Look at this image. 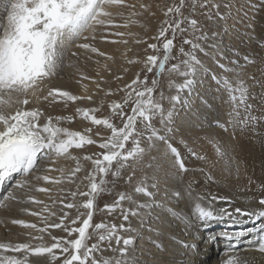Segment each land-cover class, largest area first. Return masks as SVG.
Returning <instances> with one entry per match:
<instances>
[{
  "label": "bare ground",
  "instance_id": "obj_1",
  "mask_svg": "<svg viewBox=\"0 0 264 264\" xmlns=\"http://www.w3.org/2000/svg\"><path fill=\"white\" fill-rule=\"evenodd\" d=\"M5 1H0V15L5 9ZM217 2L220 4L219 11L223 19L216 18L213 10V19L209 20L204 15L209 11L207 8L198 9L193 16L199 21L205 38L198 41L202 50L194 53L200 65L192 77L194 83L191 88L179 93V102H171L169 97L177 95V92L170 81L180 84L183 83L184 77L168 72L161 81L164 98L160 100L159 97L158 101L168 117L158 128V134L165 137V140L151 139L152 145L147 150L144 147V139L139 138L143 154L138 159L127 162L126 166L119 170L118 176H113L109 172L104 177L106 181L104 188L109 192L106 197L109 202H105V205H113L121 193L130 195L132 200L123 201L111 211L104 210L105 207L96 202L92 224L101 222L109 226L115 224L119 237L131 239L123 257L128 264H181L180 262L226 264L229 258H246L252 264H264V254L257 250L264 242L262 231L264 217L259 215L264 212V205L259 203V200L264 198V126H254L253 129L247 127L248 132L244 131L246 134L237 132L240 137L238 136L236 142H232L230 140L232 135H228L218 124L225 125L229 132L230 129L241 132L243 129L237 125L233 129L234 123L230 119L227 120L223 112H226L225 99L228 97L224 95L223 85L213 79V76L220 80L226 77L234 86L240 85L241 82L249 85L251 81L256 85V78L251 80L252 76H255L256 67L250 65L253 63L251 61L253 56L248 54H253V47L256 45L252 36H257L256 38L260 40L262 34L260 31L253 32L251 28H256L257 24L264 22V0H217ZM126 3L135 7L110 9L114 13L115 23L123 24L119 27L100 26L95 33L96 38L91 42L93 47L105 53L104 56L90 51H78L74 56H68L66 53L55 74L40 85L42 90L38 91L37 95L41 99L37 100L35 96L29 94V104L16 105L12 110L14 111L15 107L32 110L36 108L32 101H42L41 107L36 105L44 113L39 121L41 124L48 116L72 117L71 121L67 119L60 121L59 126L81 133L91 128L92 131L85 134L90 135L98 143L102 142V137L110 135V131L102 125L100 129L103 131L97 130L90 121L76 115V109L96 108L99 109L96 112L98 118L106 116L115 119L109 105L113 101L121 100V91L129 79H134L141 69H145L144 61L151 51L148 44L154 43L157 27L161 25L165 12L162 0H126ZM141 4L150 7L145 10L140 7ZM118 11H122L123 15H115ZM117 32L124 35H115ZM187 34L194 38L191 32ZM138 40L141 42L137 43ZM129 60L136 62L128 63ZM253 60L258 62V58ZM181 70H185L183 66ZM246 86L243 87L247 88ZM51 89L68 91L85 99L75 102L53 100L52 97L48 100L42 99ZM98 131L100 135H96ZM248 134H252L253 137L258 135L254 137L257 143L248 141L250 137ZM168 144L178 150L188 169L187 172L180 171L175 165V157L168 150ZM214 145H221L223 148L225 156L220 160L213 151ZM87 146H90L87 150L69 149L71 156L80 158L82 169L71 178L69 173L76 167V161L69 156H56L47 150L38 154L36 167L29 173L19 172L0 177V243L31 242L35 245L40 241L31 238L43 235V242L50 245L53 242L52 236L67 237V233L59 228H48L46 232L40 233L36 229L23 227L12 221L23 220L27 224H35L39 229L59 223V218L67 212L68 219H65V225L71 227L70 219L75 218L77 210L67 209L64 204L73 202L72 192L88 190V182L84 180V176L93 167L91 161L84 160L83 157L95 158L94 154L102 151L97 144L84 147ZM189 149L197 154H204L205 162L193 158ZM130 163L131 175L127 172ZM209 175L212 177L211 180L208 179ZM44 176H48L49 181H45ZM129 177L132 178L131 182ZM57 179L60 183L52 182ZM25 181L24 187L17 186L18 182ZM141 181L146 183L152 193L151 197L134 192V188ZM40 188L49 191H38ZM176 193L180 195L177 196ZM212 196L217 199L212 200ZM30 198L40 203H34ZM84 199L86 198L77 195L75 202L79 203ZM197 203L216 211L226 209L232 215L201 224L193 215ZM129 208L137 214H129L128 219L124 220V211ZM237 208L245 214L237 213L235 211ZM120 225H124V228L121 229ZM216 231L223 234L217 246L221 250L220 257L208 261L202 257H194L196 253L193 250H197L200 245L203 246L202 249H208L201 237L219 235ZM93 243H97L95 235L88 241L89 245ZM123 247L122 240L120 244H117L115 239L105 241L101 244L102 251L95 253V256L98 260H114L120 257L116 249ZM55 251L57 260L52 261L50 257H44L39 260V264H62L66 254L62 255L59 250ZM206 252L207 250L204 254ZM0 255L19 257L22 253L8 252ZM29 262L37 264V258L29 257Z\"/></svg>",
  "mask_w": 264,
  "mask_h": 264
},
{
  "label": "snow or ice",
  "instance_id": "obj_2",
  "mask_svg": "<svg viewBox=\"0 0 264 264\" xmlns=\"http://www.w3.org/2000/svg\"><path fill=\"white\" fill-rule=\"evenodd\" d=\"M134 5H129L126 0H6L5 2V16L0 19V177L8 176L12 173L23 172L25 174L32 171L37 164L38 154L44 150L49 153H54L56 156H69L76 161V167L69 173V178L75 176L82 169L80 166V158L71 156L69 149L83 148L85 145L97 144L102 150L93 156H85L84 160L91 161L92 170L84 176V180L88 182L87 191L72 192L73 202L64 204L67 209L75 208L77 215L70 219L71 227L65 225V219H68V213L65 212L60 218L59 223L46 225L44 228H37L35 224H27L23 220H13L12 223L22 225L26 228L36 229L40 233H44L48 228H59L67 233V237L52 236V243L46 244L43 242V235L33 236L32 240H38L40 243L33 245L28 243H0V253H22V256H8L0 255V264H30L29 257H36L37 264L39 260L44 257H50L52 261L58 259L55 250H59L64 255L62 264H128L123 259L127 252V245L131 243V239H123L117 235V225H106L103 222L99 224H92V219L95 210V197L100 192L104 191L106 181L105 176L111 172L113 176L119 175V170L126 166L129 160L138 159L143 154V149L140 147V139L144 132L150 133L147 139L151 140L157 138L165 140V137L160 136L156 129L152 127L153 117L157 114L161 116L164 109L159 101H157L153 93L157 81L152 80V87L148 86L147 77L144 80L140 79L139 73L132 82L125 86L126 89H131L123 99V102L113 101L109 108L112 116L121 120L122 126L113 123L109 117L98 118L96 108H77L76 115L84 120H88L93 125H102L110 131V135L102 137V142H97L90 135L91 128L85 130V133L70 131L67 128L59 126L60 121L67 119L72 120V117H51L48 116L46 121L41 124L40 118L44 113L35 108L32 110H24L20 107H13L16 105L29 104L28 96L31 94L37 100L41 99L37 95L41 91L40 85L49 77L55 74L56 69L62 63L65 54L70 46L82 37L86 31L91 30L95 33L96 26H112L119 27L114 20V13L110 10L113 8L124 9L133 8ZM141 8L147 10L150 6L141 4ZM188 9V15L184 14L183 9ZM209 9L204 15L209 20L213 19V10H215V17L223 19L219 9L220 4L217 0H179L178 4H173L167 7L164 15L167 17L172 15L171 20H165L164 25L159 30L158 36L155 39H163V57L159 55H149L144 61V66L148 72H152L154 68L159 72L165 70V66L171 57V49L174 47V40L177 32L185 34L191 32L194 38H185L183 42L191 46V51L185 52L183 48L180 49L181 55L187 59L181 61V64H172L168 71L176 73L184 77L183 83L175 84L170 81V84L175 87L177 95L170 96L171 102L180 101V92L190 89L194 80L197 66L200 61L194 55L195 51L202 50L200 39L203 36V29L197 19L193 18L198 9ZM139 13H133L138 15ZM115 15H123L122 11H118ZM186 25V26H185ZM171 32V38L167 35ZM200 33V35H197ZM115 35L122 36L123 33H115ZM95 39V36L92 37ZM115 43L116 41H112ZM127 43V41H123ZM140 43L141 41H136ZM76 47L90 50L92 53H97L104 56L105 53L99 51L96 47L88 43L76 44ZM148 48L157 51L156 43L148 44ZM75 55V53H73ZM112 59V57H108ZM247 59V58H246ZM136 61L129 60L128 63ZM181 66L185 70H181ZM221 67H223L221 65ZM118 79L120 77H117ZM218 84L230 92V100L236 104H243L245 109H250L251 104L247 103L249 93L243 87L242 82L239 86H234L232 81L226 77L223 80L213 76ZM137 85H143L142 90H138ZM238 93V95H237ZM110 94V93H109ZM133 95L136 99L131 108V114L123 110V105L132 100ZM52 97L53 100H64L75 102L85 97L73 95L68 91L60 89H51L47 95L42 99L48 100ZM163 93L160 94V100H163ZM91 99V97H87ZM264 99V98H262ZM171 113L169 112V117ZM255 117H246V121H254ZM246 121H241L245 123ZM138 124H143L144 132L140 131ZM219 127L227 131V127L218 124ZM96 135H100L96 133ZM132 142L133 147L127 149L126 145ZM216 153L223 158L225 153L218 145H214ZM168 150L175 157V165L178 166L182 172H187L185 163L180 156L178 150L171 144H168ZM191 155L197 159L204 160V156L189 149ZM116 165L113 171V165ZM63 172V169H61ZM99 177V179H97ZM40 179V177H37ZM45 181H49L48 176H44ZM129 177V182H131ZM208 179L212 177L209 175ZM53 183H60V180H53ZM24 183L18 182V187H24ZM41 192H47L49 189H37ZM134 192L151 197L152 193L144 181H141L135 188ZM79 195L85 197L83 201L75 202V197ZM179 196V193H176ZM189 195H191L189 186ZM14 198V197H12ZM34 203H40L34 198H30ZM198 199H200L198 197ZM212 200L217 197L212 196ZM125 200H132L128 194L121 193L118 200L113 205H105L104 210L111 211L117 205ZM134 202V201H133ZM63 203V201H61ZM261 205H264V198L259 200ZM144 205H137L143 207ZM83 209L81 212L80 210ZM242 215L241 209L235 210ZM38 215V213H32ZM129 214L136 215L137 213L131 208L124 211V220L128 219ZM53 215H55L53 213ZM193 215L201 222L223 218L224 216H231L226 209H219L216 211L211 207L205 208L197 203L194 206ZM264 217V212L259 214ZM121 229L124 225L119 226ZM89 229L93 231L90 232ZM264 231V229H262ZM96 236L97 243L91 245L88 241ZM116 240L120 244L121 240L124 247L118 248L120 257L114 260L105 259L98 260L95 253L102 251L101 244L105 241ZM260 253L264 254V242H262L258 249ZM226 264H252L251 261L239 258H229Z\"/></svg>",
  "mask_w": 264,
  "mask_h": 264
},
{
  "label": "rangeland",
  "instance_id": "obj_3",
  "mask_svg": "<svg viewBox=\"0 0 264 264\" xmlns=\"http://www.w3.org/2000/svg\"><path fill=\"white\" fill-rule=\"evenodd\" d=\"M0 1L3 2L5 0H0ZM257 1H260V0H257ZM162 2H163L164 10L166 11L167 7H169V6L173 5V4H178L179 3V0H162ZM182 11H184V14L185 15H188V9L187 8L183 9ZM4 16H5V9L1 13L0 19H3ZM172 18H173L172 15H169L167 17L164 15L163 20L160 23L161 25H159L157 27V31H156L155 37L158 36V33H159L160 28L162 26H166V25L163 24V22L165 20H171ZM122 24L123 23H121L119 25H122ZM96 28L97 29H96V32L95 33L98 32L97 30H99L100 26H98V27L96 26ZM251 29H252L253 32L254 31L255 32L256 31H258V32L260 31L262 33L260 35V40L261 41L259 40V38H256L257 36H252L253 41H255V44L256 45L253 47V54H248V56H253L252 59H251V61L254 64L252 63L250 65H253L254 68L256 67L255 68V73H254L255 76H252V79H251V80H255V78H256V85L255 84H252V81L251 80H250L251 82L249 83V85H247L246 82L244 84L242 83L243 86H246L247 85L249 87L248 88L246 86L247 87L246 89H247V91L249 93V97L247 98V103L248 104H251L252 107L250 109H247L246 110L243 104H239L238 105L235 102L233 103V101H231L230 98H229L230 97V92L228 90H226L225 88H223L224 89L223 91L225 93L224 94L225 97H228V98L225 99V100H227L226 101V103H227L226 108L227 109H226V112L224 111L223 113H225V116H227V120L230 119V121L232 123H234V128L233 129H235L236 125H237V127H240L241 129H243L242 132L241 131H237V129H235V131L232 130V129H230V132L229 131H225V132L228 133V135H230V134L232 135V136L230 135L232 137V138L230 137V140H232V142H236L238 140V138L240 137L239 134H246L245 132H248L249 129H253V128L257 127V126H264V99H262V98H264V64H263L264 63V34H263L264 33L263 32V30H264V22H261V24H257L256 28L253 27ZM92 33L93 32H91V30L89 32L86 31L83 35H84V37H88V39H84L82 37L81 39L77 40L75 42V44H73L72 46H70L68 48V50H67L68 51L67 52L68 54L67 55L68 56H70V55L74 56L73 53H75V55H76L78 51L89 52L90 50L76 47V44L88 43V44L92 45L91 42H92V40H94L92 37H93V35L95 36V33H93V34ZM254 34L256 35V33H254ZM167 35L169 36V38H171V32H169ZM185 38H190L187 33H185V34L182 35L179 32H177L176 38L174 40V47L171 49V53H170L171 57H173V58L168 61V63L165 66V70L163 72H159L158 69H156V68H154L152 72H148L146 70V68L145 69L144 68L141 69L140 72H139V75H140V79L141 80H144V78L147 77V82H148V86L149 87H152V83L151 82H152L153 79H155L157 81V84L155 86V91L153 93V96H154V98L157 101L159 100L160 94L162 93L161 92V83H162L161 81H163V78H164L165 74H167L169 72L168 69H170V67H171L172 64H181V61L187 59V57L181 55L180 49L183 48L185 52L191 51V46L188 45V44H185L183 42V40ZM154 43L157 44L158 50L157 51H154V50L151 49V51L147 54V56H149V55H159V56L163 57V54H164L163 53V47H162L163 39L162 38L160 40L155 39L154 40ZM255 49H256V51H255ZM255 58H258V62L253 60ZM259 67H260V69H259ZM134 79H129V82H127L126 84L127 85L130 84L132 82V80H134ZM236 86H239V85H236ZM135 87H137L138 90H142L143 85H137ZM250 87H251V89H250ZM252 88H253V90H252ZM128 91H131V89L124 88L121 91V94L122 95L121 94L120 95L122 96V98H121V100H118L119 102H123V99L127 95V92ZM227 92L229 93L228 95H227ZM135 99H136V97H135V95H133L132 100H130L129 103L123 105V110L126 113L131 114V108L133 106V102L135 101ZM32 100H34V99H31V101ZM32 102L34 103V107H36V108L38 106L41 107L42 101L38 102L37 100H34ZM36 105H38V106H36ZM234 109H235V111H234ZM231 110H233V111L231 112ZM243 111H245V112H243ZM165 112L166 111L164 109V113H163L162 116L160 114H157L156 116L153 117L152 127L156 129L157 133H158V128L160 127V125L162 123H164L166 121L167 117H168ZM233 114L234 115L236 114V115L234 116ZM246 117H255L256 119L254 121H246ZM112 121H113V123H115V124H117L119 126H122L120 119H118V118L115 117V119H113ZM241 121H246V122L245 123H241ZM247 122H249V123H247ZM95 127H96L95 129L99 130L100 127H101V125H99V126L98 125H95ZM138 127H139L140 131L144 132L143 124H138ZM247 127H249V129ZM100 130H102V129H100ZM107 131H108V129H107ZM237 132H239V134ZM98 133H100V132L98 131ZM149 134L150 133H148V132H144V134L141 137H139L142 140L144 139L143 140L144 141V147L147 150H148V147H151V145H152L151 142H150V140L147 139V136ZM253 134H255V133H253ZM263 134H264V132H263ZM248 136H250L248 141L251 140V142L254 144V142H255V138L254 137L255 136H258V135H255L253 137L252 134H248ZM248 136H246V137H248ZM235 137H236V139H235ZM255 143H257V142H255ZM146 144H147V146H146ZM218 146H220V149L222 148L221 145H218ZM89 147L90 146H87V147H84V148H81V149L87 150ZM132 147H133V144H132L131 141H129V143L126 145V148L127 149H131ZM212 148H213V151L215 152V155H217L216 148L214 146ZM79 150H80V148H79ZM221 150L223 151V148ZM203 155L201 153H198V156H203ZM204 157H205V155H204ZM193 158H195V157H193ZM217 159L220 160L222 158L218 156ZM198 160H201V159H198ZM205 160H206V157H205V159L203 161L205 162ZM129 161H131V160H129ZM116 167L117 166L114 164L113 165V170H115ZM127 167H128L127 172L129 173V175H131L130 169L132 167V164L130 163ZM108 193L109 192H107V190L105 189L104 191H102L99 194H97L96 197H95V205H96V202H97L100 205H103L105 207V204L107 202H109L107 200V198H106L107 195H108ZM99 195H100V197H99ZM93 217H95V216L93 215ZM217 219H219V218H217ZM202 223L203 222H201V224ZM216 232H219V231H216ZM5 233L7 234L8 232H5ZM205 234H206V232H205ZM5 237H6V235L4 236V238ZM201 238L205 241V244L204 245L208 249H206V248L205 249H202L203 246L201 247V245H200V247L197 250L196 249L193 250L196 253L194 257H199V258L202 257L203 259H206L207 261L209 259L212 260V259H215V258L216 259L219 258L220 255H221V252H220L221 250H219V248H217V246L219 245L220 241L222 240L223 234H221L219 232V235L218 234H214V236H212V237L203 236ZM205 250H207L206 254H204ZM180 263L182 264L184 262H180ZM195 264H197V263H195Z\"/></svg>",
  "mask_w": 264,
  "mask_h": 264
}]
</instances>
